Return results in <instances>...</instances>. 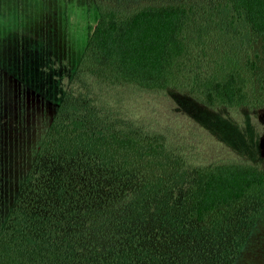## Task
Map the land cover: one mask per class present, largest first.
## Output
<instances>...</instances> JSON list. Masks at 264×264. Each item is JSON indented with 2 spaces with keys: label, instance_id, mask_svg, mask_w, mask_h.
<instances>
[{
  "label": "trees",
  "instance_id": "1",
  "mask_svg": "<svg viewBox=\"0 0 264 264\" xmlns=\"http://www.w3.org/2000/svg\"><path fill=\"white\" fill-rule=\"evenodd\" d=\"M90 1L75 70L45 71L58 101L0 213V264H236L264 214V163L205 158L145 103L263 109L264 70L243 45L264 38V0Z\"/></svg>",
  "mask_w": 264,
  "mask_h": 264
},
{
  "label": "rangeland",
  "instance_id": "2",
  "mask_svg": "<svg viewBox=\"0 0 264 264\" xmlns=\"http://www.w3.org/2000/svg\"><path fill=\"white\" fill-rule=\"evenodd\" d=\"M96 22L90 0H0V213L31 166L58 101L54 97L58 83L46 78L45 71L56 70L58 77L74 71ZM247 44L243 47L251 56L258 55L252 57L257 70H264V38ZM12 74L22 75L27 82L35 80L34 86H42L49 100L54 97L51 104L36 97L39 94L31 83L19 89ZM257 87L250 77L248 92L256 94ZM146 100V115L169 123L183 142L198 148L205 158L264 163V108L214 113L172 97ZM236 262L264 264V214Z\"/></svg>",
  "mask_w": 264,
  "mask_h": 264
}]
</instances>
